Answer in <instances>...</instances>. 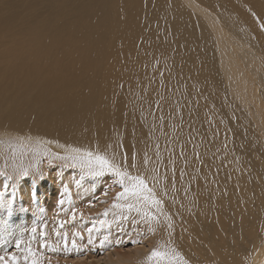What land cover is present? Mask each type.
I'll return each mask as SVG.
<instances>
[{
  "label": "bare ground",
  "instance_id": "6f19581e",
  "mask_svg": "<svg viewBox=\"0 0 264 264\" xmlns=\"http://www.w3.org/2000/svg\"><path fill=\"white\" fill-rule=\"evenodd\" d=\"M1 1L15 12L0 16V93L13 97L0 104L2 139L9 141L15 130L22 146L35 135L55 154L80 148L114 158L122 168L127 156V171L149 177L147 185L161 204H141L140 213L117 219L111 205L121 189L114 177L85 180L53 163L37 187L20 180L16 200L1 196L0 245L15 233L22 212V222L38 219L50 231L42 244L49 258L42 264H157L156 258L148 260L151 248L166 254L161 264H200L194 255L202 248L195 240L201 225L213 221L211 242L203 236L201 244L207 258L198 254L201 264H220L221 193L224 185L230 197L240 191L242 205L233 195V211L243 225L250 202L242 175L250 169L247 157L257 153L249 138L241 152L234 145L243 143L245 131L226 106L227 94L245 111L264 148V0ZM14 28L28 40L19 51L11 42ZM205 39L213 46L214 66ZM198 92H215V117L201 107ZM191 104L200 105L199 115ZM25 156L31 164L32 155ZM105 210L109 217L102 215ZM261 227L260 239L254 227L245 231L252 253L239 264H264ZM31 248L38 256V244ZM11 249L3 253L14 255Z\"/></svg>",
  "mask_w": 264,
  "mask_h": 264
},
{
  "label": "rangeland",
  "instance_id": "374dc122",
  "mask_svg": "<svg viewBox=\"0 0 264 264\" xmlns=\"http://www.w3.org/2000/svg\"><path fill=\"white\" fill-rule=\"evenodd\" d=\"M12 1L15 2L17 0H7V1L2 0L1 3H3V5H5L6 3H9ZM49 1L50 0H48V2ZM43 5H46V2L43 3ZM4 7H7V4H6V6H0V9L3 10V12L0 10V12H1L0 16L2 18L5 17V14L9 11L15 13L9 7H7V8H4ZM35 12H36L35 13V16H36L37 11H35ZM200 37L201 36H199V41L202 42ZM11 42H12L13 47L15 49L14 51H16V50L19 51V50L25 48L28 40H27V36L25 33H21L20 30L14 28L11 30ZM207 42H208V39H205L204 43H205V45H207L208 50H210L209 54H208V57H209V55H210V57L208 59L210 60L211 65L214 66L215 63H214L213 46H212L211 42H210V44H209V42L207 44ZM175 53H176V51L174 52V54ZM181 81H182L181 79H177V82H181ZM72 87L73 86H70L69 88H72ZM198 93H199V95H201V96H197V97L201 98V104H200L201 107L203 106L205 110L207 109L206 111L209 113V115L212 118L215 117L214 115H215V110H216L215 106L216 105L214 106V104L217 100V95L215 94V92H213V94L211 93V94L207 95L206 97H203L202 92H198ZM207 97L209 98V100ZM228 97H229V95L227 94L226 106L228 107V109L231 112H234V114L237 116V118L239 120L240 119L242 120L243 124L242 125L239 124L240 128L244 129V131L247 132V134H248V135H246V133L244 132L243 136H241V140L243 141L242 144L234 142V145L236 147L238 146L237 148L241 152L242 146L244 148H247L246 141H247V138H249L250 141L252 142V144L254 143L253 144L254 147H252V148L257 152L256 156H253V154H251L247 157L246 164L250 167V169L244 170V171H246L244 174L246 176L242 175L243 181L245 180L244 183L247 184V182H248V184H249V185L247 184V188H249L248 191H246L244 193L246 194V198L249 199V202H250L249 207H250V212H251L250 213L249 211H247L246 205H244V209L246 210L245 218L247 221L244 218V224L243 225L241 224L240 220L237 221V217L235 216L234 211H233V195H234V199L237 201V199L240 197V191L236 192V190L234 189L232 194H231V197H230V190L228 189L227 185H224V190L222 191L223 193H221L223 195L221 202H222V205L224 207V210L220 213V215L223 214L224 217L223 216L220 217L222 220V221L221 220L220 221L223 223V228L222 229L219 228V232H218V236H219V234H220V236H219V240H218L219 245H217V248L220 249L221 256H222V261H220L219 263L220 264H226L228 262V264H235V262H236L239 264L242 262V259H243V261L246 260V257L252 253V243L253 242H252V237L248 236L249 234H247L248 229L251 226L254 227L256 229V231H258L259 234H257V235H258V238L260 239V237H261V231L260 230L262 228L261 226L264 225V148L259 146V137H258V135L255 136V133H254L255 130H254V132H252L253 126L251 123H248V119L246 120L245 111L242 110L240 106H238V103L236 104L234 101H231L229 99L230 97L229 98ZM12 98L13 97L10 94H8V92H2V93H0V104L4 105V102L6 100L8 103V100L12 99ZM14 100H15V98H14ZM7 103H6L5 107H7ZM200 105L198 107H196L194 104H191L192 109L194 110V112L197 115H199ZM9 120L11 122L13 121L11 119H9ZM14 131L15 130L9 131V135H8L9 141H4V139H2V136H0V188H1L0 200H1V196L9 197V199H11V200H16V195L13 192H15L17 182L18 181L20 182V180H21V179L17 178L18 169L22 166L27 167L30 165V164L27 165V163H26L27 160H26V162L23 160V158H24L23 156L26 155L25 157H30V155H32V152L36 147V145H35L36 140H34V139H36L35 135H31L32 140L30 142H28V144L30 146H28V144H27V146H22L21 144L17 143L18 138H17L16 132H14ZM179 135H181V130H179ZM5 137H7V136H5ZM32 137H34V138H32ZM15 148L20 149V150L19 151L16 150L17 151L16 152V151H14ZM249 148L250 147H248V149ZM5 149L7 150L8 153L6 152ZM9 149L15 153H12ZM21 151H23V153L20 154L19 152H21ZM9 153H11L13 155L15 154L14 155L15 157L14 156L12 157V155L8 156ZM25 153H27V154H25ZM18 154H20V155H18ZM64 154L65 153H62V154L60 153L58 155H64ZM18 156L21 159L18 158ZM9 157H12V159ZM13 161H18V163H20V164H18L16 162L18 164L17 165ZM54 163L57 165H60L61 170H65L66 172L73 173V176H80L81 177V175H82L78 169L68 168L63 164V162L58 161V162H54ZM260 164H263V166ZM38 166L41 169V171L43 172V176H44L45 172H46L44 170H48L51 165L48 164L47 159H41V162ZM30 171H31V169H30ZM27 179H30V181H32L36 187L38 185H40L41 181H42V179H37L35 176H32V175H30L29 177L24 178L22 180H27ZM83 179L87 180L90 178L85 177ZM106 187H108V184ZM51 190H52V188L49 189V191H51ZM11 193H13V194H11ZM12 196H13V199H12ZM71 200L74 201L73 197L71 198ZM240 201L241 200H238L237 202L240 203V207H241L242 202H240ZM113 202H115L114 199H113L112 203ZM123 203L124 202H122V204ZM21 214H22V212H18V216H19L18 224H17L18 227H17L15 233H9L7 240L2 241V243H1L2 246L5 243L8 246L1 247V245H0V255H5L3 252H5L7 254V252L5 251L6 248L7 249L12 248L11 251L15 250L14 255L18 254L17 257H19L21 259V264H23V256L25 254V248L27 246L31 247L34 243H36L39 246L37 257L42 262H46L49 258V254H48V250H46V247L42 246V244L44 241H49L50 231H48V229H47V224L45 226L44 223L40 222L38 219H35L33 221V225L26 224L25 221L22 222V219H25V218L21 217ZM109 216L110 215H108V217ZM27 217L28 216H26V219H27ZM212 223H213V221H212ZM212 223H211V221H209L207 224H202L200 228L203 229L204 231L203 230L200 231L201 233L199 232V234L201 236L198 234L199 240L198 241L195 240L196 243L198 242V245L200 244V246L199 247L197 246V248L198 249L200 247L202 248V249L200 248L201 249L200 251L198 250V253H201L203 251L202 253L205 254L204 258H207V251H206L207 246L201 245V244H204L203 236H205L204 238H205L206 242H208V243L211 242V240H210L211 235L213 236L215 234L214 230H213V225H211ZM256 226L258 228H256ZM33 228L37 229V231L32 232ZM56 228L58 229V232H60L63 227L56 225L55 229ZM208 230H210V231H208ZM41 231H43L45 233L44 237H41V235H40ZM202 232L204 234H202ZM20 236L23 237L24 239L23 238L20 239L19 238ZM17 238L23 242L21 244V247H20L21 250H20V248H17L19 251L16 248H14V246H13V244L16 243ZM50 238L52 239V235L50 236ZM11 243H13V244L11 245ZM123 248L125 250H127L129 248V245H123ZM153 250L154 249L151 248L150 250H148V252L150 251V253H151V251H153ZM190 253L192 255H194L196 252H192V250H191ZM198 253H197V255H199V256L194 255V257L196 259L201 258L202 260H200L199 262L203 263L202 262L203 258ZM239 256H241V257H239ZM225 258H227V259H225ZM228 258H229V260H228ZM230 259H233V260H230ZM223 260L224 261L227 260V261L223 262ZM234 260H235V262H234ZM229 262H231V263H229Z\"/></svg>",
  "mask_w": 264,
  "mask_h": 264
},
{
  "label": "snow or ice",
  "instance_id": "6c2138e0",
  "mask_svg": "<svg viewBox=\"0 0 264 264\" xmlns=\"http://www.w3.org/2000/svg\"><path fill=\"white\" fill-rule=\"evenodd\" d=\"M258 19V18H257ZM261 31H264V25H261ZM29 140L31 138L29 137ZM23 142V138H21ZM35 149L32 152L33 162L27 167H20L17 172L18 179H24L30 175L35 176L37 179H43V172L39 168L41 159H47L49 165L54 162H63V164L72 169H78L80 171L81 178H90L92 180L104 178L106 176H112L115 178V183L120 187L121 191L116 193L114 198L115 202L112 203L111 208L118 210L115 213L117 219H127L126 213L132 212L135 210L137 213L141 211V204L143 206H148L149 204L156 205L160 207L161 201L156 199L154 193L149 189L147 185V180L149 177L141 174L132 175L127 171V156H125V163L123 168L116 163L115 159H109L106 155H101L99 153H93L91 151L81 150L80 148H69L65 149L64 155H58L47 148H44L43 142L40 140L35 141ZM136 156L133 153L132 157V167H136ZM147 164V160L145 161ZM31 169V171H30ZM107 195V193H105ZM134 200L135 203H120L121 201ZM63 203V201H61ZM144 216L149 221H158V218L155 215H149L148 212L143 213ZM104 217L109 215V211L105 210L102 214ZM81 218L83 215L80 214ZM72 221L77 219V210L72 208L71 217ZM63 227V223L60 225ZM37 229L33 228L32 232H36ZM41 237L45 236V233L41 231ZM57 236H60V233H56ZM63 239L65 244H67V233L63 234ZM23 242L19 239L16 241L15 246L17 248L21 247ZM72 247L77 246L75 234H73ZM103 243V242H102ZM166 254L161 253L158 250L151 251L148 256V260L152 261L154 258L157 259V264H161L163 257ZM0 264H21V259L15 255H0ZM23 264H42V261L37 257L36 252L30 247L25 248V254L23 256ZM163 264H175L172 260L164 261Z\"/></svg>",
  "mask_w": 264,
  "mask_h": 264
}]
</instances>
